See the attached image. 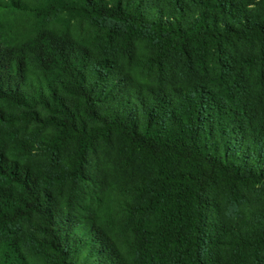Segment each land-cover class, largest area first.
<instances>
[{
    "label": "trees",
    "instance_id": "16d2710c",
    "mask_svg": "<svg viewBox=\"0 0 264 264\" xmlns=\"http://www.w3.org/2000/svg\"><path fill=\"white\" fill-rule=\"evenodd\" d=\"M264 0H0V264H264Z\"/></svg>",
    "mask_w": 264,
    "mask_h": 264
},
{
    "label": "rangeland",
    "instance_id": "374dc122",
    "mask_svg": "<svg viewBox=\"0 0 264 264\" xmlns=\"http://www.w3.org/2000/svg\"><path fill=\"white\" fill-rule=\"evenodd\" d=\"M244 190L255 205L264 207V185H247Z\"/></svg>",
    "mask_w": 264,
    "mask_h": 264
}]
</instances>
